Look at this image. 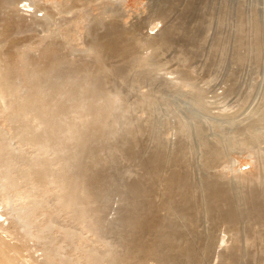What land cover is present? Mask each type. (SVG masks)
I'll return each instance as SVG.
<instances>
[{
    "label": "rangeland",
    "instance_id": "rangeland-1",
    "mask_svg": "<svg viewBox=\"0 0 264 264\" xmlns=\"http://www.w3.org/2000/svg\"><path fill=\"white\" fill-rule=\"evenodd\" d=\"M63 1L69 5L72 0H42L47 6ZM181 1L174 0V7L167 17L172 24L176 22L175 25L179 27L177 31H152L153 34L166 33L169 39V42L161 47L160 52L152 54L155 57L153 58L155 65L149 64L136 68L137 70H130L133 61L140 56L142 38L151 31H129L133 35L129 49L121 47L120 51L124 53L107 59L114 67V75L107 78L102 89H94L91 73L93 69L102 66V63L100 61L96 63L88 45L98 36L114 31H86L91 16L82 12L77 15L74 22L72 21L75 31H67L66 21L73 18L70 14L63 15L64 21L60 31L57 28V31L51 29L48 32L44 30L37 32L36 29L25 31L27 24H31L33 19L20 17L21 24L16 23L10 16L12 9L7 0H0V19L2 21V18H6L3 33L0 35V38H4L0 44V65L7 70V78L3 85L5 98L2 97L0 90V129L9 136L10 146L18 153H25L31 158L45 157L53 167L67 170V177L71 182L69 188H65L59 179H54L34 190L33 194V198L42 201L38 212L39 221L43 218L41 224L48 221L57 223L58 226L53 229L55 231L53 233L63 236L59 245L63 246L62 251L66 255L72 257L81 255L83 253L81 245L96 249L99 253L105 252L110 242L115 241V245H118L122 237L114 228H123L124 223L136 215V210L120 215L118 209L127 210L135 206L134 202L126 200L125 197L128 195L127 187L131 186L135 179L138 182L141 177V172L137 173L139 155L143 149H147L146 156L153 158L151 152L160 149H154L153 146L160 144V139L171 140L174 137L176 140L178 138L179 141H184L181 145L187 146L188 149L183 167L184 173L190 177L196 175L194 168H187L190 163L196 166L200 164L202 168L207 167V163L198 155V151L205 150L209 154L221 156L213 169L216 173H221L223 178L235 177L238 182H241L242 178H251L254 183L246 185V189L243 186L248 192L257 191L262 187L264 150L258 151L253 143L251 148L243 153H230L224 148L227 138L224 127L232 125L245 127L251 118L256 120L261 123L256 126L260 128L258 131L261 139L260 148H264V122L260 117L261 111H253L258 107L264 87V37L257 44L251 41L253 30L249 27L251 22L248 16L252 14L258 19L263 18L264 0H229L230 12L213 16L203 10V0H193L191 6L186 8L188 10L184 8L187 0ZM106 2L112 5L111 0ZM147 2L148 0H128L126 7L131 10L129 13H133L140 8L145 9ZM99 9L96 6L93 11L97 12ZM127 19L129 17L124 20ZM121 20L122 18L117 17L109 23L117 25ZM258 34L263 35V32ZM135 37H139L141 41ZM160 37L157 36L156 40ZM47 47L49 51L40 49ZM54 47L58 50L52 51ZM71 59L88 66L89 73L66 74L69 68L67 62ZM180 65H184L193 73L192 80L201 85L209 100L214 102L218 97L220 100L212 103L207 109L192 101L190 96L193 93L189 87L180 86L174 79L177 78L176 74L179 76V73L174 71H180ZM104 70L108 71L105 67ZM60 79H64V82L58 84L57 81ZM143 80L145 84L140 85ZM55 83L58 84L57 94L61 93V88L72 86L78 93L75 99L59 98L61 106L62 102H71V106L61 120L58 148L47 151L34 142L13 137L14 122L24 105L37 98L44 99L47 96L46 88ZM228 84H232L233 89L228 90L223 97L219 93ZM123 104L127 106L129 122L123 120L121 113ZM181 110L184 113H181ZM84 112L89 113L88 118L82 116ZM181 120L186 123H180ZM176 128L178 132L173 133L172 129ZM197 128L207 136L209 144L210 141L213 142L212 146L207 147L197 138ZM84 130H92L94 133L102 130L110 136L102 140L81 141L79 133ZM191 147L194 149L189 152ZM72 150L78 151L77 157H71ZM153 170H157L156 166ZM234 187L240 189L238 185ZM11 192L14 193L15 190ZM119 196L122 197L121 201ZM235 198L237 203L240 198H236L237 200ZM136 201L141 203L142 199L136 198ZM187 203L196 207L191 200H187ZM6 211L11 214L12 205L5 204L3 208L0 206V221L5 220L6 215L3 212ZM238 211L243 214L242 211ZM198 214L197 217L195 211L192 214V218L196 220L194 227L196 232H193L192 237L202 249L205 248L192 263L222 264L216 250H225L226 258L232 257L230 229L234 225H237L236 229L241 226L243 217H240V220L238 218V221L225 223ZM14 221L20 224L18 219ZM260 223H264V219ZM63 228L77 231V238L72 239V242L64 241ZM7 232L5 233L8 236L11 235L9 231ZM222 237L225 239L222 240ZM244 237L246 241L243 240L242 245L240 244L243 235L236 240L238 264H264V226L260 235H248L245 232ZM29 238L22 237L20 240L26 258L40 254L39 242ZM136 253L135 250L132 264L141 263L145 259L142 254L139 259ZM164 254L169 258L166 253ZM183 258H185L183 255L177 256L179 260ZM154 259V256L146 258L145 264H156ZM226 262H229L228 259Z\"/></svg>",
    "mask_w": 264,
    "mask_h": 264
},
{
    "label": "bare ground",
    "instance_id": "bare-ground-1",
    "mask_svg": "<svg viewBox=\"0 0 264 264\" xmlns=\"http://www.w3.org/2000/svg\"><path fill=\"white\" fill-rule=\"evenodd\" d=\"M126 1L128 2V0H111L112 5L106 0H72L69 5L66 1H63L48 6L42 0H7V3L12 9L10 16L16 23L21 24L20 17L25 19L31 17L33 19L31 24H27L25 31L30 29H36L37 32H42V30L48 32L51 29L60 31L64 14H70L73 17L70 21H66L67 31H75L73 22L81 12L91 16V22L86 25V31H114L98 36L88 45L96 63L97 61L102 63V66L93 69L91 73L92 86L94 89H102L107 78L115 73L114 67L109 64L107 59L124 53L120 51L121 47L126 50L129 49L133 36L129 31H177L179 28L175 25L176 22L172 24V21L167 20L174 7V0H148L145 9L143 7L133 13H129L131 10L126 7ZM203 1V10L208 14H212L211 16L230 12L229 0ZM192 2L193 0H187L185 10H188L186 8H189ZM96 6L100 9L94 12ZM144 12L145 14H143ZM126 13L135 15L129 16ZM240 16L243 15L240 14ZM248 16L251 22L249 27L253 30L251 31V41L257 44L264 37V16L261 19L252 14H248ZM117 17L122 18L120 24L111 25L109 21L113 22V19ZM127 17L129 19L124 20ZM5 22L6 18H2V21L0 19V35L3 33ZM151 32L146 33L142 41L138 39L139 37H135L136 40L142 42V50L140 56L129 67L130 70H137L136 68L148 66L149 64L155 65L153 59L155 57L152 54L169 42L166 33L153 34ZM258 32H263V35L258 34ZM159 35L161 37L156 40ZM3 41L4 38L1 37L0 44ZM40 49L49 51V47ZM57 50V47L52 49V51ZM67 65L69 68L66 70V74H86L90 70L88 66H83L75 59H71L67 62ZM104 67L108 69L107 72ZM178 68L179 66H177ZM174 72L179 73V76L176 74L175 77L177 78H174L176 82L180 86L187 85L189 87L190 92L193 93L190 96L191 100L195 101L201 108L207 109L212 103L217 102L218 99L220 100L219 97L214 102L209 100L208 95L201 89V85L192 80L191 75L193 73L184 65H180V71ZM6 78L7 70L0 65V90L3 98H5L3 85ZM57 82L58 84L62 83L64 79ZM58 84H51L46 88L47 96L44 99L37 98V100L23 106L21 113L17 115L14 122L13 137L34 142L41 149L47 151L58 148L62 129L61 120L64 119V115H67L71 106V102H62L63 106H61L59 98L75 99L78 93L76 88L72 86L65 89L61 88V93L57 94ZM143 84H145L144 80L140 85ZM232 87V84H228L219 94L224 97L228 90L233 89ZM262 89L260 100L258 98V107L253 111H261L260 117L263 118L262 121L264 122V87ZM121 113L124 122H129V112H127V106L124 104ZM82 116L88 118L89 113L84 112ZM187 120L189 121V117H187ZM180 123L185 124L186 122L181 120ZM257 124L261 123L251 118L250 123L245 127L240 125L224 127V133L227 135L224 148L228 149L230 153H243L255 143L258 151L264 150L259 145L261 139L258 131L260 128L256 126ZM217 126L219 127V125ZM172 130L173 133L178 132L177 128ZM197 134V138L203 141L207 147L213 145V142L210 141V144L207 142V136L201 132V129L197 128ZM194 135H196V132ZM106 136H110V134L102 130L95 133L92 130H84L79 133L81 141L102 140ZM159 142L160 144L153 146L154 149L160 148L159 151L151 152L153 158L146 156L147 149H143L139 155L137 173L141 172V177L138 182L135 179L134 183L127 187L126 193L128 195L125 197L126 200L134 202L135 206L127 210L118 209L120 215L128 214L132 210H136V215L129 222L124 223L123 228H114V231L120 233L122 237L118 245H115V241L110 242L109 247L103 253L81 245L82 248L80 247V249L83 253L72 257L63 253V246L59 245L63 236L57 235V231V234H54L53 229L58 226L57 223L48 221L46 224H41L44 221L42 220L43 216L39 221L38 212L41 209L42 201L33 198L34 190L42 187L49 180L59 179L65 188H69L71 182L67 177V170L53 167L45 157L31 158L25 153H18L10 146L9 136L0 129V206L3 208L5 204H9L12 205L13 209L11 214L7 211L3 212L6 215L5 220L8 221L7 223L4 222L5 220L0 221V264H132L135 250L139 259L141 254L145 256V259L138 264H145L146 258L152 256H154L156 264H185L184 262L193 264L192 262L198 258L203 252L201 250L205 248L202 249L197 240L192 237L193 232H196L194 228L196 220L192 218L194 211L196 217L200 213L203 214V217L216 218L225 223H230L238 218L240 220V217H243L241 226L236 229L237 225H234L230 229L232 257L226 258V251L216 248V254L222 259V264H238L237 253L239 252L237 251L236 240L243 235L240 244L242 245L243 240L246 241L245 232L248 235H260L261 228L264 226V223H260L264 219V181L261 189L245 191L243 186L246 189V185L254 183L252 179L242 178L241 182H238L235 177L223 178L221 173L218 174L213 169L221 156L209 154L205 150L204 152L202 150L198 151V155L203 162L207 163V167L202 168L200 164L196 166L190 163L187 168H194L196 171V175L190 177L187 173H184L185 167L183 166L188 149L187 146L181 145L184 141L181 142L178 138L176 140L173 137L171 140L160 139ZM194 146L196 147L195 144ZM193 149L194 147H191L189 152ZM70 155L71 157H77L78 151L72 150ZM154 166L157 170H153ZM234 185H238L240 189H235ZM11 190H15V192L12 193ZM130 195L132 196L129 197ZM235 197L240 198L237 203L234 200ZM136 198H141L142 202L138 203ZM121 200L122 197L119 196V201ZM187 200L193 201L196 207L190 206ZM16 205L18 206L16 207ZM238 210L242 211L243 214L241 215ZM14 219H18L20 224L15 223ZM241 229L245 232H241ZM7 231L12 236H8ZM63 233L64 241L72 242V239L77 238L78 232L63 228ZM6 234L7 237L11 236L13 238L10 237L11 240L7 239ZM22 237H30L39 242V248H37L40 254L38 256L32 255L30 258H26V254L24 256L20 243ZM223 237L222 240L225 239ZM12 239L15 241H12ZM83 239L86 238L83 237ZM38 245L36 244V246ZM76 247L78 248V246ZM178 255H183L185 258L179 260L177 259ZM227 259L229 262H226Z\"/></svg>",
    "mask_w": 264,
    "mask_h": 264
}]
</instances>
